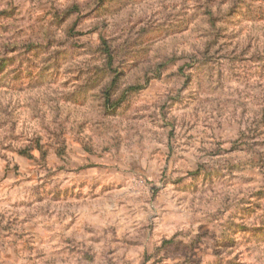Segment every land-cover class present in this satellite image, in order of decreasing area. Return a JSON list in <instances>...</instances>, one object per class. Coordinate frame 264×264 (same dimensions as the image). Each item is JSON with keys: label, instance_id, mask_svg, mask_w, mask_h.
I'll use <instances>...</instances> for the list:
<instances>
[{"label": "rangeland", "instance_id": "obj_1", "mask_svg": "<svg viewBox=\"0 0 264 264\" xmlns=\"http://www.w3.org/2000/svg\"><path fill=\"white\" fill-rule=\"evenodd\" d=\"M196 8L0 0V264H264V43Z\"/></svg>", "mask_w": 264, "mask_h": 264}, {"label": "trees", "instance_id": "obj_2", "mask_svg": "<svg viewBox=\"0 0 264 264\" xmlns=\"http://www.w3.org/2000/svg\"><path fill=\"white\" fill-rule=\"evenodd\" d=\"M196 2L197 16L200 17L203 24L201 35L208 38L204 44L206 50L215 47L214 45L220 39L218 37L227 33L228 24L240 23L242 20L252 22V27L260 31L256 33V39H254L256 41L252 39L247 46H244L243 52L256 50L258 40H260V45L264 43V0H196ZM258 33L261 35L258 36ZM213 36L216 39H213ZM261 48L262 52L259 55L264 57V46ZM106 52L110 63H112L113 52L111 50Z\"/></svg>", "mask_w": 264, "mask_h": 264}]
</instances>
